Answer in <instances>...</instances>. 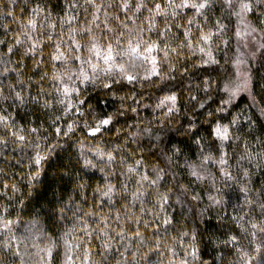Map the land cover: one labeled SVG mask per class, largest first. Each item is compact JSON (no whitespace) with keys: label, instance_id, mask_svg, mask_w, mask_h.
Returning a JSON list of instances; mask_svg holds the SVG:
<instances>
[{"label":"trees","instance_id":"trees-1","mask_svg":"<svg viewBox=\"0 0 264 264\" xmlns=\"http://www.w3.org/2000/svg\"><path fill=\"white\" fill-rule=\"evenodd\" d=\"M106 2L123 18L120 0ZM147 2L149 8L165 5ZM35 7L50 13L58 32L87 27L93 11L85 0H0V88L7 97L0 100V115L10 125L0 124V210L17 222L12 232L0 231V264H42L39 250L49 247L50 264H64L63 241L82 239L83 227L91 231L102 220L116 251L107 258L96 255V264H257L264 257V233L251 225L264 222V36L255 33L244 56L245 85L236 69L242 54L238 18L225 0H211L206 16L191 26L190 9L156 16L155 29L143 36L177 50L167 60L154 53L161 76L122 81L111 89L99 80L77 81L81 91L73 102L85 103L68 112L53 77L75 73L73 62L52 60L51 46L25 55L26 45L14 44V38L23 39L20 30ZM73 15L74 24H62ZM137 15L133 28L151 14ZM248 21L259 27L256 16ZM220 26L223 31L215 35ZM166 28L171 30L165 33ZM207 33H213L208 43H197ZM150 68L140 67V76ZM17 93L21 99H15ZM169 95L177 97L172 113L171 105L157 107ZM109 116L112 122L91 135L90 128ZM217 126L228 127V141L215 136ZM17 131L24 141L12 135ZM222 156L226 164L219 163ZM193 167L202 179L192 175ZM145 174L162 178L150 187L140 183ZM109 186L113 191L105 196ZM104 242L92 239L93 250L100 252Z\"/></svg>","mask_w":264,"mask_h":264},{"label":"snow or ice","instance_id":"snow-or-ice-1","mask_svg":"<svg viewBox=\"0 0 264 264\" xmlns=\"http://www.w3.org/2000/svg\"><path fill=\"white\" fill-rule=\"evenodd\" d=\"M15 3V0H12ZM225 3L233 9L236 17L243 25L242 30H238L235 35L243 39L244 36H252L254 33H260L264 36V0H225ZM85 4L91 6L93 11L90 13L91 19L87 21V27L76 28L72 27L67 30L57 31L58 25L51 23L50 13L45 8L35 7L30 10L31 15L26 23H23L20 30V38H14V44L24 47L26 45L25 55H35L41 51L44 46H51L54 48V54L51 55V59L60 62L62 65H67L69 61L73 62L77 71L67 75L66 79L61 76H54L53 79L60 82L61 87L59 91L61 95L65 97L66 101H61L68 112H78L79 106L85 102L77 99L73 102L74 98H78L80 95V87L77 84H95L98 80L101 81L103 87L111 89L113 84L127 81L129 84L137 82L141 79L149 80L153 76H161L159 68L157 67V55L163 53L162 60H167L170 52H176V48H167L162 46L158 41H154L150 38L146 39L143 36L144 32H151L155 29V17L156 16H172L177 15L176 9H190L192 10V19L187 20L188 25L195 24L196 17H205V10L211 7V0H165V5L162 7L160 3H155L153 7H148L147 0H120L118 7L124 14L123 18L119 15H115L109 10L112 9L113 4L107 3L106 0H85ZM78 6L73 3V7ZM169 9L172 12L169 13ZM147 11L151 15L141 20L138 28L131 27L139 16L137 14L141 11ZM128 13H131L129 15ZM9 15L12 13L9 12ZM249 15L257 17V26H252L248 21ZM37 17H40L38 22ZM77 20V16L73 15L70 18L65 17L62 24L72 25ZM112 21L117 22L118 30L112 26ZM147 21V23H145ZM170 28L165 29V33L170 31ZM223 31V26H220L215 35H219V32ZM97 32L100 35H97ZM165 33H158V35H164ZM243 33V34H242ZM213 33H207L199 36L197 43L203 42L207 44L211 39ZM190 36V29L185 33V37ZM67 37V38H65ZM79 37V39H77ZM84 40L86 43L81 44L80 40ZM2 43V41H0ZM186 45H181L184 47ZM190 46V45H187ZM264 47V44L261 45ZM12 48H8V52H12ZM201 53H205V49L200 48ZM155 53V54H154ZM206 55L211 59V52H207ZM207 62V61H206ZM215 62V61H212ZM145 64H150L151 68L148 70V74L140 76L138 69ZM247 83V78H246ZM227 92L228 89L226 88ZM232 92L231 95H235ZM7 99L4 94V89L0 88V100ZM15 99H21L19 93H17ZM177 97L175 95L166 96L157 107H165L170 103V107L167 108L168 113L176 111ZM229 100H225L224 103H229ZM203 107V105H201ZM222 110V109H221ZM83 115V112H79ZM9 117L7 115H0V124L4 127H10L8 124ZM112 122V117L109 116L106 119L100 120L98 124L90 128V134L95 136L100 133L102 129L106 128ZM19 131H22L20 129ZM19 131L13 132L12 135L20 140L24 141L25 136L20 135ZM33 132L36 129H32ZM71 131V126L69 127ZM215 136L221 141H228L230 139L229 129L227 126H217L214 130ZM3 143V141H0ZM246 157H241L245 159ZM113 157L109 156L108 160H112ZM36 164L40 163V158L35 160ZM137 165L141 162L136 161ZM220 164H226L227 161L222 156ZM129 172L135 171V169L129 168ZM192 175L202 179L198 176V173L193 167ZM248 175L247 172L244 173ZM162 177L157 176L156 179H151L147 174L140 177V183L147 182L148 185L154 186ZM113 188L109 186L104 192L105 196H110ZM144 193L141 191L137 194V199ZM195 199V197H193ZM168 197L166 195L161 196L163 203H167ZM218 202V201H217ZM264 210V204L260 205ZM6 209L0 210V231L5 233L12 232L13 225L17 223L5 215ZM103 220L101 224L89 231L88 227L82 228V239L70 242L67 238L63 241L65 247V259L64 264H96L95 256L103 255L107 258L108 253L116 251L111 244V237L108 230L104 227ZM169 223V221H164ZM111 227L110 225L108 226ZM252 228H257L259 232L264 233V222L258 226L253 223ZM99 232V236H95L94 233ZM67 235V234H66ZM122 235L117 232L116 236ZM139 235V233H137ZM187 235V234H185ZM92 239H104L105 242L101 245V251L95 252L93 250L91 240ZM236 237H232L231 242L235 243ZM44 255L41 257L42 264H50V258L52 255V248L40 249ZM19 255V253H15ZM122 255V254H121ZM195 255V253H191ZM181 264H187L186 260H182Z\"/></svg>","mask_w":264,"mask_h":264},{"label":"rangeland","instance_id":"rangeland-1","mask_svg":"<svg viewBox=\"0 0 264 264\" xmlns=\"http://www.w3.org/2000/svg\"><path fill=\"white\" fill-rule=\"evenodd\" d=\"M237 27H238V30H242L243 29V25L240 23L239 19H238ZM239 40H240L242 54H240L238 56V58H237L236 69H237V73H238L239 79L242 80L243 83H245V85H247L246 78H247V81H248V73H247V71L244 68V66H245L244 56H245L246 52L248 51V49L250 48L251 41L256 40L255 39V33L252 36H244L243 39L239 38ZM246 87L244 88L245 90H247ZM168 106H170V103L168 104ZM257 264H264V257L261 258V260L259 262H257Z\"/></svg>","mask_w":264,"mask_h":264}]
</instances>
